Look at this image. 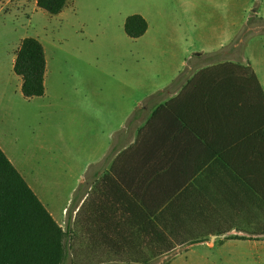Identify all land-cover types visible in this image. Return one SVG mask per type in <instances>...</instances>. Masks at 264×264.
I'll return each instance as SVG.
<instances>
[{"label": "rangeland", "instance_id": "374dc122", "mask_svg": "<svg viewBox=\"0 0 264 264\" xmlns=\"http://www.w3.org/2000/svg\"><path fill=\"white\" fill-rule=\"evenodd\" d=\"M82 1L78 12L66 8L63 14H50L36 6L37 0H0V144L56 217L65 205L70 206L73 189L88 188L82 183L88 162L86 136L91 138L89 149L96 153L94 137L100 134L89 121L97 115L93 107L104 103L130 107L152 90L176 60L164 45L184 43V36L195 42V25L200 27L196 12L202 14L205 44L227 37L225 31H230L232 11H236L234 20L240 29L224 51L234 49L237 53L231 58L239 61L249 57L257 65L264 61V15L260 14L264 0ZM132 14L143 15L149 23L140 38L125 32L126 19ZM28 36L43 43L50 64L46 95L30 100L23 97L13 68L21 41ZM260 68L263 73L264 64ZM260 206L254 207L250 229L246 228L251 235L230 232L242 226L232 220L221 223L226 233L219 234V222L207 220L194 237L204 242L178 247L150 264H264V241H249L264 238L253 235L264 232V203ZM76 234L75 241L73 235L68 237L65 264L76 260L71 250L74 243L75 250L85 245L80 233ZM88 257L77 259L83 264H97L101 259L104 262L98 264H121Z\"/></svg>", "mask_w": 264, "mask_h": 264}, {"label": "crops", "instance_id": "0c3cea01", "mask_svg": "<svg viewBox=\"0 0 264 264\" xmlns=\"http://www.w3.org/2000/svg\"><path fill=\"white\" fill-rule=\"evenodd\" d=\"M82 2L69 0L60 14H63L66 8L72 9L73 12L80 11ZM260 14L264 15V5ZM201 17V12L195 13L200 27L197 29L195 25L194 40L201 43L197 45L193 43L192 37L184 36V43L164 45V50L170 51V57H176V60L170 62L169 73L158 81L152 90L138 97L130 107L109 106L106 103L93 107L96 109L93 114L97 115L89 121L98 126L100 134L94 137V141L98 143L96 153L95 150L89 149L91 138L86 136V144L89 147L86 150L88 162L84 168L82 183L88 188L73 189L68 201L70 206L65 205L62 214L57 217L40 199L56 221L64 229H69L74 241L76 233L83 237L84 247L75 250L74 243L71 248L73 255L76 252L79 256H89L97 252L98 256L102 257L116 256L108 253L107 249L100 248L101 246H92V235L99 236L98 243L101 245L103 240L100 235L108 233L102 230V227L112 223L110 217L102 214V210L104 208L111 212L116 211L120 208V197H133L135 192L147 189L151 192L167 191L166 196L173 189H251L239 181L245 171L249 173L241 155L250 149V145L244 147L243 143L252 135L249 134L251 130L260 137V101L256 105L255 100L259 98V94L256 88L235 79V67L218 65H250L264 90V72L262 73L260 68L264 61L261 59L257 65L251 57L242 61L231 58L237 51H228L220 58L208 60L207 55L223 51L240 28H236V11L233 10L230 31H225L228 33L227 37L220 36L213 43L203 44ZM98 26L102 27V24L98 22ZM14 62L15 58L13 66ZM184 70H187L184 78L176 83V79ZM49 72L50 64L47 61L45 86ZM16 80L22 87V78L18 76ZM161 91L162 95H158ZM211 95L216 97L211 98ZM228 104L234 108L229 110ZM255 111L259 117L256 128L253 120ZM134 114L135 118L130 125L129 120ZM262 127L264 131V123ZM246 133L249 135L245 136ZM0 147L25 178L23 168H18L1 144ZM236 162L239 163L241 172L233 167L232 164ZM96 183L97 189H93ZM73 202L75 203L72 207ZM241 202L245 204L244 195ZM247 203V208H241V211L233 206L234 200L233 204L227 203L228 217L239 227L242 225L241 228H232L230 232L236 230L252 234L246 229H250L252 223L250 210L260 207V202L258 205H252L253 207L249 201ZM69 208L71 210L65 228L63 224ZM113 219L116 224L118 219L115 215ZM256 219L257 216L255 222ZM253 235L262 237L264 232ZM249 241L259 243L264 241V238Z\"/></svg>", "mask_w": 264, "mask_h": 264}, {"label": "trees", "instance_id": "16d2710c", "mask_svg": "<svg viewBox=\"0 0 264 264\" xmlns=\"http://www.w3.org/2000/svg\"><path fill=\"white\" fill-rule=\"evenodd\" d=\"M68 1L37 0V6L50 14H60ZM148 27L147 19L141 14H132L125 22V32L131 38L142 37ZM224 54H227L224 50L219 51L207 55V59H217ZM218 67H235V79L256 88L259 94V98L255 100L256 105L260 101V137L258 133H252L254 130L249 133L252 135L246 133L245 136L249 137L244 140L243 145H250V149L241 155L249 173L245 171L239 181L251 189H173L167 196V191L151 192L147 189L135 192L133 197H120V208L116 211L111 212L104 208L102 210V214L110 217L112 223L102 227V230L108 233L100 235L103 240L101 245L98 243L99 236L92 235V246H101L100 248L107 249L108 253L116 256L102 257L98 256L97 252H93L91 256L119 260L121 264H150L154 259L169 254L178 247L204 242L206 239L194 237L197 235L195 230L207 220L219 222L217 231L219 234H225L226 230L221 223L231 220L228 217L227 203L233 204L234 200L233 206L237 207L238 211L247 208V201L251 206L258 205L259 202L260 205L264 203V90L250 65L224 63ZM13 68L23 80L21 90L25 98L45 95L47 60L44 46L38 38L28 36L21 41ZM186 73L187 70H184L176 79V83L182 80ZM162 93L161 91L158 95ZM215 97L216 95H211V98ZM227 106L229 110L233 107L230 104ZM255 109L257 110V106ZM134 118L135 114L129 120L130 125ZM253 120L256 128L259 122L257 111ZM232 165L241 172L239 163ZM97 186L98 183L93 189H97ZM243 195L245 204H241ZM250 212L253 218L254 209ZM114 215L118 219L116 224ZM211 233L216 231L212 230ZM69 235V229H64L56 221L0 147V264H65L70 250ZM73 257L76 258L73 264H83L84 261L77 259L79 257L90 258L79 256L76 252ZM103 262L101 259L98 263Z\"/></svg>", "mask_w": 264, "mask_h": 264}, {"label": "water", "instance_id": "95a60500", "mask_svg": "<svg viewBox=\"0 0 264 264\" xmlns=\"http://www.w3.org/2000/svg\"><path fill=\"white\" fill-rule=\"evenodd\" d=\"M217 236L215 235L213 238L215 239Z\"/></svg>", "mask_w": 264, "mask_h": 264}]
</instances>
